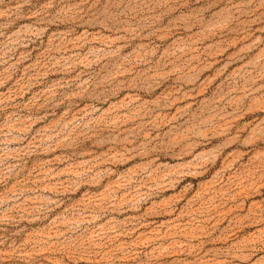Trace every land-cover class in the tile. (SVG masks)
I'll list each match as a JSON object with an SVG mask.
<instances>
[{
  "label": "rangeland",
  "instance_id": "1",
  "mask_svg": "<svg viewBox=\"0 0 264 264\" xmlns=\"http://www.w3.org/2000/svg\"><path fill=\"white\" fill-rule=\"evenodd\" d=\"M0 264H264V0H0Z\"/></svg>",
  "mask_w": 264,
  "mask_h": 264
}]
</instances>
